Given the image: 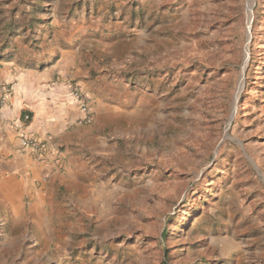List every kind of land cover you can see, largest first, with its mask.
I'll return each mask as SVG.
<instances>
[{"label":"rangeland","instance_id":"374dc122","mask_svg":"<svg viewBox=\"0 0 264 264\" xmlns=\"http://www.w3.org/2000/svg\"><path fill=\"white\" fill-rule=\"evenodd\" d=\"M248 3L0 0V88L35 73L66 121L38 197L0 204V264H264V0Z\"/></svg>","mask_w":264,"mask_h":264},{"label":"crops","instance_id":"0c3cea01","mask_svg":"<svg viewBox=\"0 0 264 264\" xmlns=\"http://www.w3.org/2000/svg\"><path fill=\"white\" fill-rule=\"evenodd\" d=\"M25 76L26 78L20 80L17 76L13 77L19 80L15 81V88L23 89L25 93L16 89L13 98L9 100V107L0 110V170L3 173L0 178V204L11 210L24 200L26 193L32 192L33 196L37 194L38 197L37 192L41 190L38 188L39 183L42 182V177L43 182H46L45 172H50L48 162L53 155L56 156L53 148L57 146L58 140L54 135L50 137L51 145H48L49 149L52 147L50 153L43 157L45 161H39L29 151L22 150V153L16 142L10 143V137L6 134L7 129L8 134L15 133L24 114L30 116L26 130L40 134L43 138L45 132L51 130L54 132L66 126V121L63 124L59 119V110L55 109L54 87L43 83V77L35 73ZM4 159L6 161H3ZM12 203H15V206H12Z\"/></svg>","mask_w":264,"mask_h":264},{"label":"built area","instance_id":"2783aa9c","mask_svg":"<svg viewBox=\"0 0 264 264\" xmlns=\"http://www.w3.org/2000/svg\"><path fill=\"white\" fill-rule=\"evenodd\" d=\"M69 95L75 101L80 111L83 113L84 120L90 121V111L88 106L82 98L81 91L74 84H68ZM11 98V87L8 85H2L0 88V110H6L9 107V100ZM30 122V116L28 114L22 115L20 118V124L17 128L15 138L18 142L20 150L29 151L33 153L39 161L45 159L48 152V144L46 138H41L38 135L26 130L27 125Z\"/></svg>","mask_w":264,"mask_h":264},{"label":"water","instance_id":"95a60500","mask_svg":"<svg viewBox=\"0 0 264 264\" xmlns=\"http://www.w3.org/2000/svg\"><path fill=\"white\" fill-rule=\"evenodd\" d=\"M233 115H234V113H232V115H231V117H230V119H229V121H228L227 129H228V127H229V125H230V123H231V121H232V119H233Z\"/></svg>","mask_w":264,"mask_h":264},{"label":"bare ground","instance_id":"6f19581e","mask_svg":"<svg viewBox=\"0 0 264 264\" xmlns=\"http://www.w3.org/2000/svg\"><path fill=\"white\" fill-rule=\"evenodd\" d=\"M250 4H251V0H249L248 5H250ZM250 20H251V16H249V22H250Z\"/></svg>","mask_w":264,"mask_h":264}]
</instances>
